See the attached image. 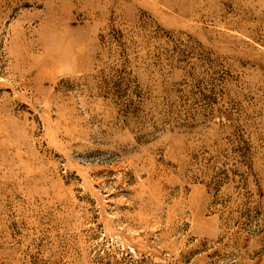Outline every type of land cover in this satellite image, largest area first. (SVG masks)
Here are the masks:
<instances>
[{
  "label": "rangeland",
  "instance_id": "obj_1",
  "mask_svg": "<svg viewBox=\"0 0 264 264\" xmlns=\"http://www.w3.org/2000/svg\"><path fill=\"white\" fill-rule=\"evenodd\" d=\"M0 264H264V0H0Z\"/></svg>",
  "mask_w": 264,
  "mask_h": 264
}]
</instances>
